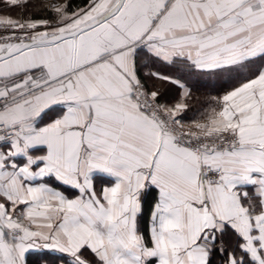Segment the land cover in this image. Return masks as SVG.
Wrapping results in <instances>:
<instances>
[{
	"label": "snow or ice",
	"instance_id": "obj_1",
	"mask_svg": "<svg viewBox=\"0 0 264 264\" xmlns=\"http://www.w3.org/2000/svg\"><path fill=\"white\" fill-rule=\"evenodd\" d=\"M33 255L264 264V0H0V264Z\"/></svg>",
	"mask_w": 264,
	"mask_h": 264
},
{
	"label": "trees",
	"instance_id": "obj_2",
	"mask_svg": "<svg viewBox=\"0 0 264 264\" xmlns=\"http://www.w3.org/2000/svg\"><path fill=\"white\" fill-rule=\"evenodd\" d=\"M74 2L75 3H82L83 0H74ZM193 79H197V87H198L200 92H208V91H214L215 90L211 86L205 87V85H208V83H209L206 79H203V78H193ZM152 203H153V197L151 195H149L145 201V220H147V216H148V213L151 209ZM29 264H42V261H40L38 256L33 255L30 257Z\"/></svg>",
	"mask_w": 264,
	"mask_h": 264
}]
</instances>
